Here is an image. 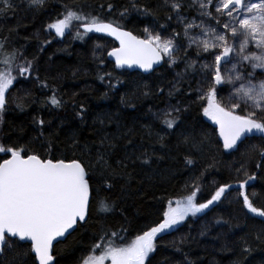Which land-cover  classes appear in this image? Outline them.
Instances as JSON below:
<instances>
[{
  "label": "trees",
  "instance_id": "1",
  "mask_svg": "<svg viewBox=\"0 0 264 264\" xmlns=\"http://www.w3.org/2000/svg\"><path fill=\"white\" fill-rule=\"evenodd\" d=\"M20 1L10 0L14 7L8 9L0 0V40L7 37L6 49L0 50V59L18 50L23 55L12 63L13 75H17L16 66L23 64L25 58L33 62V74L18 77V82H14L6 94L0 143L6 146L30 145L38 152H46L41 148L44 140L37 139L39 132L34 123L37 119L45 120L44 136L52 142L51 152L61 158L65 154L72 156L73 136L80 145L88 144L93 154L102 136L115 138V148L108 161L119 175L110 179L114 185L111 191H105L99 181L96 186L99 188L98 199L107 198L115 202L116 207L111 213H102L97 204L91 205V219L87 225L55 246L58 264H80L106 230L119 232L126 229L124 236L132 239L154 226L161 220L168 200L186 195L190 189L185 185L196 178L201 186L198 194L201 201L209 198L220 184H237L244 179L243 173L235 171L242 162L249 174L255 172L257 176L254 188L247 191L255 190L259 197L254 199V204L264 207V172L257 171L256 160L246 155L251 145L261 148L264 143L251 139L234 154L219 147L222 140L217 126L202 114L195 80H182L178 85L181 91L168 95L173 90L177 65L164 63L149 75L118 71L106 54L117 46L114 41L92 35L83 40L76 39L75 23L72 33L66 31L64 37L57 36L47 27L63 18L67 5L105 22H119L142 38H147L145 28L161 31L157 25L163 24L167 31H161V35L169 37L173 31L179 30L174 12L168 6L170 0H138L140 6L149 8L153 15L131 12L127 18L118 13L129 7V0H46L44 7L35 9ZM109 4L113 5L111 12L108 11ZM169 15L173 17L170 21L167 19ZM48 41L50 43H46ZM97 45L101 47L97 48ZM4 70L5 65L0 62V71ZM104 72L112 73L121 83L110 90L106 82L108 78L103 82L99 79ZM41 82H46L47 87H42ZM53 92L65 102L62 108H53L48 103ZM145 92L149 94L145 96ZM221 95L227 103V88L223 93L218 89V99ZM167 101L187 108L180 117L179 126L174 129H167L154 116L164 109ZM18 103L23 104V110L17 107ZM81 105L85 109L83 120L77 115ZM204 132L208 139L203 155H193L196 163L185 166L184 156L188 152L180 142L181 134ZM129 139L132 143H128ZM142 152L151 157L147 165L141 160L129 163L125 159L130 154H134L135 159ZM75 154L80 155V152ZM250 155L255 157L256 153ZM0 158L8 157L0 153ZM121 159L128 164L127 168L118 167L117 161ZM226 196L214 211L189 217L159 241L152 264H264V219L247 212L238 191L231 190V195ZM217 220L221 223H216ZM257 236H260L259 240ZM245 247L251 251L245 252ZM18 253L26 255L20 257ZM17 261L32 264L28 243L18 244L14 251L0 257V264H16Z\"/></svg>",
  "mask_w": 264,
  "mask_h": 264
},
{
  "label": "snow or ice",
  "instance_id": "2",
  "mask_svg": "<svg viewBox=\"0 0 264 264\" xmlns=\"http://www.w3.org/2000/svg\"><path fill=\"white\" fill-rule=\"evenodd\" d=\"M3 2L8 9L14 7L10 0ZM45 3L46 0H28V6L34 9L44 7ZM168 6L182 25L181 32L173 31L169 37L161 35V31H167V26L163 24L157 25L161 31L153 32L145 28L147 38L141 39L132 31L125 30L119 22H105L67 5L63 18L47 27L59 37H64L66 31L71 34L74 23L77 24L76 39L83 40L93 32L114 37L119 46L106 54L114 58L117 68L136 66L145 72H152L154 66L162 61L169 65L182 62L184 73H178L177 76L183 80L185 74L191 73L197 85V99L202 102V114L217 126L218 136L222 140L219 147L234 154L251 139H259L264 143V0H188L187 3L185 0H171ZM189 6L197 11V18L189 19L183 14V10ZM112 8L113 5L109 4L108 11L111 12ZM131 12L153 15L149 8L141 7L138 0H129V7L118 14L127 18ZM167 19L170 21L173 17L169 15ZM230 40L232 43H229ZM6 41L7 37L0 40V50L6 49ZM100 47L97 45V48ZM190 50L196 59L191 58ZM22 55L17 50L0 61L5 65V70L0 71V126L9 89L14 82H18V77L26 78L33 74V62L25 58L23 64L16 66L17 75H13L11 65ZM197 76L199 79H196ZM106 77L110 90L121 83L110 72H104L99 79L103 82ZM36 79L39 80V77L36 76ZM180 80L173 84L169 96L181 91L178 86ZM41 86L47 87V83L41 82ZM188 87H192L191 83ZM225 88L228 90L227 103L222 95L218 99V89L223 93ZM148 94L144 93L145 96ZM48 103L53 108H62L65 102L53 92ZM17 107L23 110L22 103H18ZM185 111L187 108L170 105L154 116L167 129H174L179 126L180 114ZM84 112L81 105V111L77 113L81 120ZM34 123L39 132L37 139L44 140L41 148L46 149V152H38L30 145L6 146L0 143V153L8 157L0 158V256L14 251L18 244L22 246V242H28L32 264H58L54 242L62 243L79 228L85 227L91 219V205L97 204L102 213H111L116 207L115 202L107 198L98 199L99 188L96 186L99 181L105 191H111L114 185L110 179L119 175L108 161L115 148V138L102 136L93 154L88 144L80 145L73 136L72 156L65 154L61 158L51 152L52 142L44 136L45 120L37 119ZM181 136L180 142L187 147L188 152L184 156L185 166L194 165L193 155H203L207 147V133H182ZM158 139L162 141L163 137ZM128 143L132 141L129 139ZM77 151L80 155L75 154ZM252 152L256 153L255 157L250 155ZM133 155L125 159L129 163L141 160L146 165L151 162L146 152L135 159ZM246 155L256 160L257 171L264 172V147L251 145ZM117 165L121 169L128 167L124 159L117 161ZM235 171L237 174L243 173L244 179L237 184L218 185L210 197L203 201L198 200V194L201 193L199 178L186 184L185 187L190 191L179 199L168 200L161 220L132 239L124 236L126 229L119 232L104 231L99 242L92 245L90 254L83 257L80 264H152L159 241L189 217L214 211L222 199L227 198L226 194L231 195V190L238 191L248 213L264 219V207H257L253 202L259 194L255 190L247 191L254 188L257 180L255 172L249 174L243 162ZM216 223L221 221L217 220ZM256 239L259 240L260 236ZM243 250L251 251L248 247ZM17 255L23 257L26 254Z\"/></svg>",
  "mask_w": 264,
  "mask_h": 264
},
{
  "label": "rangeland",
  "instance_id": "3",
  "mask_svg": "<svg viewBox=\"0 0 264 264\" xmlns=\"http://www.w3.org/2000/svg\"><path fill=\"white\" fill-rule=\"evenodd\" d=\"M170 1H171V0H170ZM20 2H21V3L28 4V0H21ZM185 2L187 3L188 0H185ZM183 14H184L186 17H188L189 19H194V18H197V16H198L197 11H196L194 8H192L191 6H189V7L186 8L185 10H183ZM174 20H175L176 24L178 25V28H179L178 32H181V30H182V25H181L180 23L177 22L176 14H175V13H174ZM196 22L199 23V20L197 19ZM53 31H54V30H53ZM87 36H88V35H87ZM191 52H192V51L190 50L189 53H191ZM190 56H191L192 59H196V57H195L194 55H190ZM0 61H3V59H0ZM177 66H178V67H177V69L175 70V80H174L175 82H174V84H176L177 81L180 80V78L177 76V74H178V73H184V64H183L182 62H180V63L177 64ZM185 79L192 80V78H191V73H190V72L184 75L183 80H185ZM181 82H182V80H180L179 84H180ZM170 105H177V104H174V103H172V102H170V101H167L166 104H165L164 109L167 108V107H169ZM177 106H179V105H177ZM183 114H184V112H182V113L180 114V117H181ZM183 223H184V222H183ZM179 226H180V225H179ZM177 227H178V226H177ZM98 252H99V250H97V254H98Z\"/></svg>",
  "mask_w": 264,
  "mask_h": 264
},
{
  "label": "water",
  "instance_id": "4",
  "mask_svg": "<svg viewBox=\"0 0 264 264\" xmlns=\"http://www.w3.org/2000/svg\"><path fill=\"white\" fill-rule=\"evenodd\" d=\"M125 30H126V29H125ZM81 31H83L82 28H81ZM89 34L92 35V36H100V37L108 38V39H110V40H112V41H114V42L116 43V45H117L116 47L119 46V42H118L117 40H115L114 37L108 36V35L105 34V33H95V32H93V33H89ZM141 39H143V38H141ZM110 51H111V50H110ZM107 58H108V60H109L112 64H114V66H115L114 58L109 57V56H107ZM163 64H164V62L162 61L159 65H155V66H154V70H153L152 72H145L144 70H142V69H140L139 67H136V66H134V67H132V68H127V67H125V68H123V69H121V68H117V67L115 66V68H116V70H118V71L139 72V73H142V74H144V75H149V74L155 72L156 70H158L159 68H161V66H162ZM90 207H91V206H90ZM65 240H66V239H64L63 242H64ZM24 243H28V242H24ZM56 245H57V243L54 242V248H55Z\"/></svg>",
  "mask_w": 264,
  "mask_h": 264
}]
</instances>
